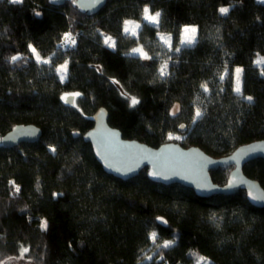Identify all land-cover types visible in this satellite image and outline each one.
Returning <instances> with one entry per match:
<instances>
[{
	"label": "trees",
	"instance_id": "trees-1",
	"mask_svg": "<svg viewBox=\"0 0 264 264\" xmlns=\"http://www.w3.org/2000/svg\"><path fill=\"white\" fill-rule=\"evenodd\" d=\"M145 7L160 13L158 25L144 20ZM124 21L138 22L135 35L123 34ZM189 25L196 40L182 44ZM67 37L75 43L61 48ZM29 45L48 62H36ZM137 47L148 64L132 53ZM257 55L264 60V0H107L92 16L69 1L0 0V137L16 125L41 132L35 143L0 147V262L27 248L22 264H197L200 257L264 264V209L245 190L200 198L151 181L147 169L121 180L102 169L83 138L104 108L123 139L152 148L174 142L221 158L264 140ZM232 168L210 171L212 182L225 185ZM243 173L264 190V160L245 164Z\"/></svg>",
	"mask_w": 264,
	"mask_h": 264
},
{
	"label": "water",
	"instance_id": "water-1",
	"mask_svg": "<svg viewBox=\"0 0 264 264\" xmlns=\"http://www.w3.org/2000/svg\"><path fill=\"white\" fill-rule=\"evenodd\" d=\"M66 1L81 14L92 16L100 12L107 0H48L52 6H62ZM146 1V0H141ZM67 104L73 103V96H67ZM179 115V105L174 104L169 116ZM93 125L83 138L92 148L93 155L102 169L121 180L137 177L147 169V177L162 185L179 184L191 189L200 198L215 195L229 196L239 189L246 192V199L256 208L264 209V190L260 184L243 173L245 164L264 160V140L255 141L236 148L231 154L213 158L197 147L183 148L177 143L167 142L157 148L149 147L134 140L122 138L121 133L109 126L107 111L99 108L92 116ZM183 131V127H180ZM40 129L33 125H16L0 137V147L11 149L23 143H35L40 138ZM78 137V133H73ZM233 167L225 185L212 182L210 171Z\"/></svg>",
	"mask_w": 264,
	"mask_h": 264
},
{
	"label": "snow or ice",
	"instance_id": "snow-or-ice-1",
	"mask_svg": "<svg viewBox=\"0 0 264 264\" xmlns=\"http://www.w3.org/2000/svg\"><path fill=\"white\" fill-rule=\"evenodd\" d=\"M12 2H19V0H12ZM220 12L222 13V14H226L227 12H228V9L227 8H221L220 9ZM159 16H160V13H156L155 15H150L149 14V9L147 8V7H145V9H144V20H146V21H148V22H150L152 25H158L159 24ZM131 22L130 21H125L124 22V24H125V27H124V32L125 33H127L128 31H129V28H128V25L130 24ZM140 27V25L139 24H137L136 25V28H139ZM184 34H185V38L181 41V43L182 44H192L193 42H194V34H195V32H196V29L194 28V27H192V28H189V27H185L184 28ZM189 33H191L192 35H189ZM132 34L133 35H135L136 33H135V29H133V32H132ZM66 36H67V34H66ZM161 39L162 40H164V42H165V44H169V47H171V45H170V37L168 38V39H165L164 37H161ZM111 40V38L110 37H108V38H105V44H109V41ZM73 43H75V41H73ZM109 46L110 47H112V46H114V44H109ZM29 47L31 48V50H32V52L35 54L36 53V50L34 49V48H32L31 47V45H29ZM176 51H180V49L179 48H176ZM133 52H139L145 59H149V57L145 54V53H143V51L141 50V49H133ZM18 59H20V57H18V56H13L12 58H11V60H12V62H15V61H17ZM36 59H37V61L39 62L40 61V56L37 54L36 55ZM44 63H47L48 61H43ZM66 69H67V64H65L64 66H62V68L61 69H58V71H60V72H65L66 71ZM167 63H165L162 67H161V69H160V75L161 76H164V75H166L167 74ZM242 70L241 69H236V72H237V74H239L240 72H241ZM64 79V76L63 75H61V80H63ZM205 90H207V88H205ZM236 91L239 93L240 92V87H239V82L237 83V88H236ZM75 95H79L78 93L77 94H75ZM62 99H64L66 102H68V98L67 97H62ZM247 99L249 100V101H251V97H247ZM139 103V101L135 98V97H133L132 99H131V105H136V104H138ZM201 115V113L199 112V111H197L196 112V116L197 117H199ZM183 127V126H182ZM55 149H53V151H54ZM17 191H19V189L17 188ZM42 227H44V228H46L47 227V224H46V222L42 225ZM153 239H155V234H153ZM172 242L171 241H166L165 243H164V247H168V246H170V244H171ZM28 251V249L27 248H23L22 249V252H21V258L23 257V254L24 253H26ZM11 259V258H10ZM205 258L204 257H200V260L201 261H203Z\"/></svg>",
	"mask_w": 264,
	"mask_h": 264
},
{
	"label": "rangeland",
	"instance_id": "rangeland-1",
	"mask_svg": "<svg viewBox=\"0 0 264 264\" xmlns=\"http://www.w3.org/2000/svg\"><path fill=\"white\" fill-rule=\"evenodd\" d=\"M258 1H261V0H258ZM149 14L150 15H155L156 13L153 14V13H150V11H149ZM130 22L131 23L128 25L129 31L127 33L124 32L125 24L123 23V34L133 35L132 34L133 29H135V33H136V30L138 29V28H136V25L138 24V22H135V21H130ZM146 22H148V21H146ZM148 23H150V22H148ZM185 27H189V28L194 27L197 30V28L195 26L189 25V26H185ZM185 27H183L182 30H181V41L185 38V34H184V31H183ZM196 34H197V32H195V34H194V41L196 40ZM189 35H192V34L189 33ZM161 37H164L165 39H168L170 36H168L167 34H160L159 35L160 40L165 44L164 40H162ZM72 45H73V40L71 39V37H67L66 40H65V42L61 46V48H64V49L65 48H70V47H72ZM165 45L166 46H169V44H165ZM170 45H171V39H170ZM135 49H140V48L137 47ZM31 52H32V50H31ZM132 53L134 55H136V56H139L144 64H148L149 60L148 59H145L139 52H132ZM32 55H33L34 60L36 62H38L37 59H36V55L37 54L36 53L34 54L32 52ZM43 61H48V59L47 58H45V59L40 58V61L38 63H44ZM65 64L66 63H63L61 66L58 67V69H61L62 66H64ZM254 64L258 68L264 67V60H263V58L260 55H257V57H256V59L254 61ZM58 69H57V74L59 75V78L61 79V75H63L64 76V79H65V77H66V71L65 72H60V71H58ZM236 69H240V68L239 67L235 68V78H234V85H235V88L234 89H235V92L238 93L236 91V88H237V83L238 82H239V87L241 85V72L239 74H237ZM63 80H61V81H63ZM172 138H174V137H172ZM149 258H150V256H147L146 260L149 259ZM0 264H22V259H21V257H16V258L9 257V258H6L3 261H1ZM197 264H211V262L208 259H204L203 261L199 260V262Z\"/></svg>",
	"mask_w": 264,
	"mask_h": 264
}]
</instances>
